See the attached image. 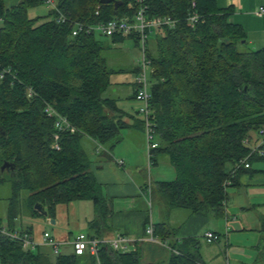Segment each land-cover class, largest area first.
Here are the masks:
<instances>
[{"label": "trees", "instance_id": "1", "mask_svg": "<svg viewBox=\"0 0 264 264\" xmlns=\"http://www.w3.org/2000/svg\"><path fill=\"white\" fill-rule=\"evenodd\" d=\"M7 1L0 0V72L10 71L0 79V168L4 162L14 168L0 171V185L8 183L10 188L8 223L0 227V264H85L84 256L88 264H145L138 248L120 253L103 245L97 260L63 252L53 257L45 247L24 251L18 240L1 233L2 228L17 231L14 211L22 195L29 217L54 221L57 206L91 201L96 212L92 226L105 229L109 204L89 170L82 140L91 139L110 150L128 128L116 100L102 96L115 73L101 55L104 42L94 35L71 37L70 26L56 24L52 11L45 18H28L29 9L41 6L38 0L9 5ZM115 1L120 2L116 10L99 0L56 3L67 19L94 24L131 14L127 0ZM192 2L201 16L193 28L186 22ZM146 4L148 17L176 21L172 28L152 32L146 42L152 67L150 120L158 144L151 152V164L163 154L175 173L173 181L155 183L156 193L168 211L185 209L203 217L223 214L226 189L239 186L241 175L264 177V156H249L244 143L247 138L255 142L257 129L264 125V48L248 47L244 29L230 22L233 8H220L217 0H147ZM108 39L112 44L132 39L138 45L134 35ZM28 89L33 92L30 98ZM45 104L66 117L76 132L59 133L54 140L57 131L54 119L44 113ZM135 117L139 119L135 127L143 129L137 110ZM246 157L250 167L234 170ZM255 162L263 166L259 172L252 170ZM227 181L230 184L224 187ZM35 205L47 215L42 216ZM19 232L33 235L27 228ZM168 233L164 224L155 226V236ZM260 233L264 234V220ZM167 264L203 263L195 251L173 247Z\"/></svg>", "mask_w": 264, "mask_h": 264}, {"label": "crops", "instance_id": "2", "mask_svg": "<svg viewBox=\"0 0 264 264\" xmlns=\"http://www.w3.org/2000/svg\"><path fill=\"white\" fill-rule=\"evenodd\" d=\"M222 3L223 8L230 6L233 8L230 22L244 29L248 47L252 50L263 49L264 14L262 16L256 14L259 8H264V0H222ZM136 64L131 70L132 79L130 78L128 83H119L117 96L113 98L116 100L118 109L123 112V120L128 125V128L124 130L125 133L121 135V141L108 150L91 139L82 140V148L90 162L89 170L101 186V192L109 204L110 211L104 220L105 229L97 231L92 226L94 218H90L86 226L91 228L92 236L111 237L122 234L139 241L144 239V229L150 222L154 226L164 224L169 233L165 236L162 234L160 237L157 236L159 243L143 241L134 246L138 248L137 250L141 253V262L145 264H167L173 247L185 248L191 253L195 251L203 264H225L226 260L227 264H244L240 260L241 256H231L234 260H228L227 253L232 255V249L228 248L229 237L225 235L223 245L219 244L221 242L219 233L205 229L209 217L192 215L185 209L168 211L162 198L156 193L155 183L173 181L175 173L171 166H166L165 171L152 172V166H157L159 163L160 154L155 156L154 165H149L145 136L140 137L132 133L136 129L135 126L139 124V119L133 118V113L138 108L137 102L133 99ZM117 160L123 162L122 166L116 164ZM160 161L164 164L169 163L166 159ZM143 162L147 164L148 176L143 174ZM243 176L250 175H241L238 180L239 186L247 182ZM153 203L156 205V210L151 214L142 211L143 205L151 208ZM46 220L50 223L49 219ZM56 223L55 220L52 225ZM206 232L219 236L218 246L204 241L203 234ZM53 238L55 239L54 236ZM55 240L65 242L69 239ZM220 254L223 260L220 259Z\"/></svg>", "mask_w": 264, "mask_h": 264}, {"label": "rangeland", "instance_id": "3", "mask_svg": "<svg viewBox=\"0 0 264 264\" xmlns=\"http://www.w3.org/2000/svg\"><path fill=\"white\" fill-rule=\"evenodd\" d=\"M16 1L9 0L6 4L9 5ZM217 3L218 7L223 8L222 0H217ZM47 13L48 9L42 5L29 9L27 16L30 19L45 18ZM96 38H100L104 42L106 48L101 55L107 68L115 72L110 76L111 85L102 96L113 99L117 96V85L121 82L128 83L129 79H132L131 70L139 59L140 51L132 39H125L121 43L112 44L108 38ZM124 133L125 131L122 130V134ZM132 133L140 137L144 136L141 128L134 129ZM165 159L167 160L166 156L160 154L159 163L157 166H152V172L156 170L165 171L166 166H171L169 163L164 164L160 161ZM143 167L144 176H148V167L145 162H143ZM262 167L259 162L252 164V170L256 172H259ZM243 177L247 180L246 183L226 189L227 198L223 206L224 213L210 216L205 229L219 233L221 238L219 244L221 245H223L226 237H229L228 248L232 249V255L227 253L228 260H234L233 257L237 255L238 257L241 256L240 260L244 264H264V234L260 233L261 221L264 220V177L260 173H255L251 177ZM9 196L8 183L0 185V227H6L8 223ZM155 210L156 205L154 203L151 208L145 205L142 208L146 214H151ZM14 215H16L13 222L14 228L17 230L31 229L36 240H39L44 232L54 236L55 239H69L68 241H71L79 233L92 236V230L86 226V222L90 218H94V220L96 218V212L93 210L91 201H74L56 207L55 220L57 223L52 225L44 218L29 217L23 195L16 204ZM225 235L227 236L225 237ZM219 244H215V246ZM61 250L66 254L72 252L70 246L62 247ZM231 256L233 257L231 258ZM219 257L223 260L221 254ZM82 260L88 264L87 256H84Z\"/></svg>", "mask_w": 264, "mask_h": 264}, {"label": "built area", "instance_id": "4", "mask_svg": "<svg viewBox=\"0 0 264 264\" xmlns=\"http://www.w3.org/2000/svg\"><path fill=\"white\" fill-rule=\"evenodd\" d=\"M41 6L44 5L48 11H52L53 21L56 24H68L70 26V36L77 37L81 34L84 35H94L96 37L111 38L114 36L128 37L131 35L138 37V48L140 51V56L136 64V73L134 74V85L135 101L138 103L137 113L140 116L141 122L143 124V132L145 136L146 144V155L151 165V152L158 147L157 141L155 139V133L153 124L150 120V86H151V61L147 57L146 53V42L149 35L157 29L160 28H172L175 25V20L169 17H155L151 18L146 15L148 13L147 0H127L128 9L131 14H125L120 17H115L111 20L97 22L94 24L71 21L62 14L58 7L56 0H38ZM100 6L96 7L94 13L95 16L99 15ZM191 10L187 14L186 22L193 28L201 20V16L195 10V2L191 3ZM264 14V8H259L257 16H262ZM9 70H2L0 72V79L3 78L5 74H8ZM33 95L31 89L27 90V97L30 98ZM44 113L48 118L54 119V127L57 133L54 135V140H57L59 133L69 132L73 134L76 132L75 127H73L66 117L58 114L50 105L45 104ZM257 139L255 142H251L250 139H245L244 143L249 146L250 154H256L259 157L264 156V125L257 129L256 132ZM53 148L58 149L57 145L54 144ZM116 164L122 166L123 162L117 160ZM250 164L248 162V157L243 158L237 162L234 170L239 168L248 169ZM232 170V172H234ZM230 183L227 181L223 184L227 187ZM155 226L153 223H149L145 227L144 239L139 241L134 240L131 237L116 234L111 237H97L89 236L84 233L77 234L71 241L59 242L55 240L49 233L44 232L39 240H36L32 234L26 232H19L18 230L12 233H8L5 228H2L1 233L7 235L10 239L18 240L21 243L22 250L32 251L38 247L48 248L53 257H57L62 253L61 248L70 246L74 255H90L96 258L98 252L103 245H108L112 250L127 253L134 251V246L139 242H152L159 243L160 240L154 234ZM203 239L208 244H217L219 242V236L212 232H206L203 234ZM226 260V259H225ZM227 264V260L226 263Z\"/></svg>", "mask_w": 264, "mask_h": 264}, {"label": "water", "instance_id": "5", "mask_svg": "<svg viewBox=\"0 0 264 264\" xmlns=\"http://www.w3.org/2000/svg\"><path fill=\"white\" fill-rule=\"evenodd\" d=\"M99 3L102 5H108V4H113L114 9L116 10L118 8V6L120 5V2H117L115 0H99ZM13 165L4 162L0 168V171H13ZM34 208L40 213L42 214V216H46V212L44 211V209L38 205H35ZM50 224H54V220H50Z\"/></svg>", "mask_w": 264, "mask_h": 264}]
</instances>
